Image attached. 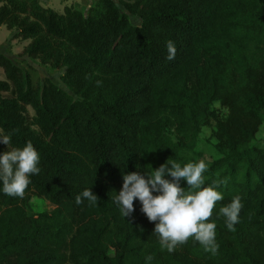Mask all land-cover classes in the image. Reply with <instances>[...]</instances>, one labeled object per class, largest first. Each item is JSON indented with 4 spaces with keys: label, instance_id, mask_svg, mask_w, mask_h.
<instances>
[{
    "label": "trees",
    "instance_id": "obj_1",
    "mask_svg": "<svg viewBox=\"0 0 264 264\" xmlns=\"http://www.w3.org/2000/svg\"><path fill=\"white\" fill-rule=\"evenodd\" d=\"M1 26L28 40L22 55L61 69L66 90L49 78L33 84L0 53V134L11 138L0 154L28 142L40 153L23 198L0 182V264H264V144L255 141L264 124V0H95L85 12L0 0ZM208 124L215 141L204 159ZM168 159L204 160V186L219 185L215 254L191 238L162 249L141 202L124 217L113 200L124 173ZM86 188L97 204L76 203ZM31 195L53 208L34 212ZM237 195L243 208L230 231L219 209Z\"/></svg>",
    "mask_w": 264,
    "mask_h": 264
},
{
    "label": "clouds",
    "instance_id": "obj_2",
    "mask_svg": "<svg viewBox=\"0 0 264 264\" xmlns=\"http://www.w3.org/2000/svg\"><path fill=\"white\" fill-rule=\"evenodd\" d=\"M166 47L169 53L167 59L173 60L176 54L174 42L169 40ZM0 143L9 146L10 135L0 134ZM39 163L40 153L31 142L22 148L8 147L7 151L0 154L3 193L23 198L31 183L30 177L40 172ZM207 168L204 160L181 166L168 159L153 172L124 173L122 188L116 192L113 200L120 207L121 214L128 217L135 211L134 201L138 199L142 205L141 211L155 224L153 233L158 236L162 249L172 252L191 238L199 242L205 251L215 254L219 249L216 242L217 225L211 221V217L217 203L224 197L217 190L219 185L216 182L204 186ZM166 175L171 179L166 178ZM181 180L187 182V190L181 186ZM75 199L77 204L84 200L97 204L99 197L91 188H86ZM242 208L239 195L220 207L219 213L225 218L228 230H235L234 225L239 222ZM146 259L151 260L152 257Z\"/></svg>",
    "mask_w": 264,
    "mask_h": 264
},
{
    "label": "rangeland",
    "instance_id": "obj_3",
    "mask_svg": "<svg viewBox=\"0 0 264 264\" xmlns=\"http://www.w3.org/2000/svg\"><path fill=\"white\" fill-rule=\"evenodd\" d=\"M40 3L45 7H50L58 12H62L64 6H74L86 11L88 6L95 0H39ZM118 3V0H114ZM122 10L123 7L120 6ZM130 20L133 24L140 23V19L136 16H130ZM7 42V43H5ZM0 43L5 44L4 48L8 52V58L20 66L31 78L33 84L42 81L44 78H49L53 83L57 84L62 89L66 90L64 84L60 82L61 69H53L46 65H43L37 59H32L28 56L22 55L23 47L28 43V40H22L20 38H13L12 31L8 30L5 26L0 28ZM5 55V54H4ZM6 56V55H5ZM0 79H4L3 70L0 68ZM216 107L221 112H226L227 107L221 105L219 102L215 103ZM30 113L32 111L30 110ZM213 133V124H208L202 127L200 134L201 148L203 149V158L209 159V146L208 143L215 141V138L211 136ZM255 141L259 144H264V124L259 126L256 132ZM30 206L34 212L50 211L53 206L45 199H40L35 196H30Z\"/></svg>",
    "mask_w": 264,
    "mask_h": 264
},
{
    "label": "crops",
    "instance_id": "obj_4",
    "mask_svg": "<svg viewBox=\"0 0 264 264\" xmlns=\"http://www.w3.org/2000/svg\"><path fill=\"white\" fill-rule=\"evenodd\" d=\"M1 27H2V26H1ZM1 27H0V28H1ZM5 43H7V42H5ZM4 45H5V44L0 43V53L5 54L6 56H8V52H7L6 49L4 48Z\"/></svg>",
    "mask_w": 264,
    "mask_h": 264
}]
</instances>
